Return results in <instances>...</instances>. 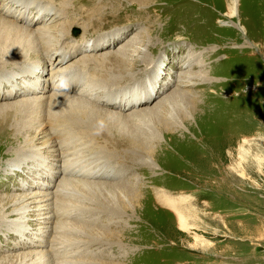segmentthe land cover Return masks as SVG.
Returning a JSON list of instances; mask_svg holds the SVG:
<instances>
[{"label": "rangeland", "instance_id": "rangeland-1", "mask_svg": "<svg viewBox=\"0 0 264 264\" xmlns=\"http://www.w3.org/2000/svg\"><path fill=\"white\" fill-rule=\"evenodd\" d=\"M47 1L54 7H42L37 0H0V5L4 11L16 13L17 20L28 16L32 21V17L45 14V20L34 24L35 28H62L66 22L64 28L67 26L71 34L68 40L72 45L68 50L71 58L56 73L73 79L78 88L101 84L102 80L124 71L128 77L132 71L127 70L134 63H142L137 67L149 71L133 85L115 87L114 93L110 89L92 93L110 92L112 99L126 93L129 99L155 94L150 102L137 108L101 106L126 115L136 111L147 115L142 120L146 134L143 137L152 143L140 150L139 164L137 168L130 166L131 173L125 166L112 164L117 167L113 178L102 168L105 159L99 152L93 155L102 159L101 166L95 169L84 150L73 151L71 169L87 171L83 178L88 181L99 182L100 178L88 175V171L100 170L112 185L139 186L135 193L137 200L129 199L128 191L126 198L122 195L126 204L122 202L121 206L120 194L112 195L111 187L86 193L76 192L78 187L74 184L72 191L79 199L70 197L68 202L90 207L83 210L87 215L78 214L81 218L91 216L92 209L97 207L92 203L96 202L114 205L124 215L121 211L120 217L109 219L102 213V221L89 225L85 222L96 216L85 221L71 220L76 219L74 208L56 209L57 217L67 224L63 229L65 235L55 240L52 231L55 225L51 224V232L44 240L47 247H41L42 239L15 234L18 223L11 219L18 199V203L29 202L25 195L44 192L40 188L41 179L52 180L30 174L28 170L10 172L11 165L18 163L19 156L22 161L32 158L26 144L29 140L34 142L32 139L41 132L44 136L39 135L36 146H32L41 150L37 158L48 157L45 144L50 137L54 138L57 119L74 116L71 127L89 133L90 137L97 115L90 107L77 105L81 97L71 103L62 99L51 101L52 94L47 91L52 90L55 79L50 80L47 66L59 52L52 55L53 61L45 60V67L43 60L35 65L31 62L36 69L45 70L41 77L24 74L27 65L1 71L0 211L5 212H0V264L24 263L25 259L36 257V251L40 250L61 264H264V0H238L239 10L234 17L230 13L233 0H140L138 3L95 0L100 11L106 5V12L118 11L127 17L104 30H96L94 37H90L94 34L91 32L87 39L86 23L64 13L75 11L78 0ZM24 6L28 8L27 15ZM82 6L87 13L89 7ZM54 8L60 12L57 16ZM47 9L52 12L49 14ZM60 15L65 16L61 21L57 20ZM86 17L87 14L85 21ZM117 35L119 39H113ZM99 44L107 46L102 48ZM24 45L25 49L32 46ZM87 47L91 48L86 54L82 50ZM82 100L89 98L83 96ZM89 102L92 104L88 103L89 106H98ZM102 118L111 127L110 138L115 134L125 138L133 135L128 126L118 124L116 119ZM71 138L69 144L81 142ZM101 138L93 141L95 147L106 145L104 136ZM5 140L17 141V147L11 146V142L4 143ZM147 163L152 170L147 168ZM47 189L56 193V188ZM81 193L85 196H80ZM167 200L171 208L165 206ZM181 214L185 219L183 226L178 219ZM24 222L29 225L36 220L28 217ZM72 225L83 232L74 233L70 229ZM88 227L93 228L96 237L84 234Z\"/></svg>", "mask_w": 264, "mask_h": 264}, {"label": "bare ground", "instance_id": "bare-ground-1", "mask_svg": "<svg viewBox=\"0 0 264 264\" xmlns=\"http://www.w3.org/2000/svg\"><path fill=\"white\" fill-rule=\"evenodd\" d=\"M31 1L32 0H30V2ZM37 1L40 2L39 4H41L42 7L49 8V7L53 6L51 4L52 2L51 3L48 1L45 2L46 0L45 1L44 0H37ZM94 1L95 0H78V2H75L76 4L78 3V6L75 7L76 8L75 11H73V12H65L64 11L65 15L71 14L72 19H75V20L82 19L86 23V25L84 24L85 25L84 34H86V37H85L86 39L89 38L91 32L94 33L96 30H97V32L104 30V29H106V27H109L112 24L116 23L117 21L119 22V21L123 20L122 18L127 17L126 15H124V14L122 15V13H119L118 11L106 12L105 11L106 5L104 7V11H102V10L100 11V8L95 5ZM139 1L140 0H130V3H133V2L138 3ZM146 1L147 0H145V2ZM1 2H4V1H1ZM10 3H11V1H10ZM28 3L29 2H27V4ZM34 3H36V2H34ZM46 3H47V5H45ZM82 4L83 5L85 4L89 7L87 13H85L86 8L84 6H82ZM1 6L2 5H0V72L1 71H9L12 67L13 68H19L21 66L27 65L28 68H26V72L24 74H26V73H27V75L39 74L40 77L44 76L45 70L40 69V68L36 69L37 67L31 66L32 63H33V65H35V63H37V62L39 63L42 60L43 61L50 60V62H51L54 60V56L59 52L61 56L57 55L54 62L50 66H47V67H49L48 69L50 72V80L55 79L54 80L55 83H54V85H52V90L47 91V92L50 91L52 94L51 95V101L54 102L57 99H62V100H66L67 102L70 101V103H71V102H73V100L77 99V97H81L83 99V96H87L89 98V100H85V101L82 99L78 100L77 105L78 106H88L91 109H93V111L97 115V118L94 119V124L91 125L92 129L90 130L91 131L90 137L87 136L89 133L75 131V129H73L71 127L75 123L74 116H71L68 119H60V120L57 119L56 122H54L56 125L55 131L52 133L54 138L50 137L49 142L47 144H45L46 145L45 148L48 149L46 151V154L48 155V157L47 156H43V157L39 156V158H37L38 154L41 153V150L32 146V145L36 146V142L39 140V137H40L39 135L44 136V134L41 132L36 138L34 137L32 139V140H34V142L29 140L28 143L26 144L28 146V149H26V151L31 153L34 157L33 156H32V158L30 157L31 159L27 158L28 159L27 160L28 162H27L25 160L22 161V159H21L22 156H19V158L16 160V162H18V163L17 164L13 163L11 165L10 172L14 170V171H18V173H19V172H21V170H24V171L28 170V172L30 174H33V175L39 176V177L41 175V177L49 178L52 180V181L46 182L43 179H41V181H39V183H41L40 188L43 189L44 192L39 193V194L38 193L30 194L29 197L28 196L26 197V195H25V199L28 200L29 202L18 203V200H19L18 199L16 201V204H15L16 209L12 213V215L14 217L11 219V221L18 223L16 225V228H14L15 234H18L21 237L30 234L31 236L34 237V239H42L41 240L42 243L40 245L41 247H47L46 246L47 242L44 240H45V237L49 234V232H51V227H49L51 224L55 225L54 228H52V231L54 232V235H55V237H54L55 240H58L59 238H61L60 237L61 234H62V236L65 235L64 234L65 231H63V229H66L65 225H67V224L65 222H62L57 217L58 211H55L56 209L58 210L59 208H69V207L74 208L75 210H73V211H74V216L76 219H71V220L85 221L86 218L93 219L96 216L97 218H95L94 220L85 222V223H88L89 225L90 224L94 225L93 223H98V221H102V216H103L102 213L109 216V219H111L112 216L120 217L119 215L122 212L124 215V211L119 210V209L117 210L116 209L117 207H115L114 205L110 206V205H108L109 203L107 204V203L96 202V203H92V204L97 205V207L92 209L95 212L92 211L90 213L91 216L88 215V216L81 218L80 216H78V214L81 213L82 215H87L86 214L87 212L85 213V212H83V210L86 211L90 207H88L86 209V207H84V206L76 205L75 202H71V203L68 202V201H70L69 200L70 197H72V199H75V200L79 199L78 197H76L74 195L75 191L76 192L85 191L86 193H91V191H93V190L103 189V188L109 187V189H111V188L114 189V191L111 190V191H113L112 195L120 194L121 206H122V202L124 205L126 204L124 201V197L126 198L128 191L130 193L128 195L129 199H132L134 201L137 200L135 193L137 192L136 190L139 189V186L135 187L132 185H129V186L126 185L125 187H123L122 185H116V184L112 185L108 182V178L105 177L106 175H104V173L99 172L100 170L99 171H91V170L88 171V175L98 176L97 178H100L99 182L88 181L85 178H83L84 177L83 174L84 173L86 174L87 171H77V170L74 171L73 169H71V166H73V165L71 164L70 156L72 157V154L76 150H84L85 153L88 154V160H90L89 164L92 165L93 167H95V169H98L102 164L104 166L102 168H106V170L109 171L108 173L112 174L111 175L112 178L114 177L113 170L115 168H117V167H112L113 165L122 166V168H123V166H125V168L127 167L131 173L133 167L137 168V164H139L138 156L139 155L141 156V153H139V152H141L140 150H144L149 144L152 143V141H147L144 139L146 134L144 132V129H142L143 117H145L147 115L140 114L142 112L139 113L137 111L133 112L132 114L126 115L125 113L123 114V113H116V112L110 111L108 109H105L106 107H101V106H104V105L105 106H117L121 110L137 108V107L143 105L144 103L150 102L155 94L152 96H149V97L146 96L144 98L139 96L138 98L129 99V97H128L129 95H128V93H126V94H124V96H121V98L117 97L115 99H112V98H110V92L109 91H108L109 94L108 93H100V92H97L96 94L92 93L94 91H99V90L104 91L107 89H110V91L112 93H114L116 91L115 87H122L123 85H127V87H129V86L133 85L134 82H136L138 79L142 78L144 73L147 74V72L149 71L146 69V72H145V71H143L144 68H142V67L138 68L137 67L139 65L138 63H134L133 66L127 70V72L130 70L132 71L131 75H129L128 77L125 75V71H124L123 74L115 76L114 78L111 77V78H106V79L102 80V82H100L101 84L96 83L95 84L96 86L93 84L92 85L89 84L88 86L86 85V86H81L78 88L79 84L77 86H75L76 83L73 81V79H68V78L59 76L56 73V72H58V70L62 71V67H64V65H66V62H68V60L71 58V56L68 53V50H70L69 47L72 46V45L68 44L71 41V40L68 41L71 38L70 37L71 34L69 33V30H67L68 29L67 26H66V29L64 28V25L66 22L63 23L64 25L62 26V28H60L61 26L60 27L44 26L43 28H35L34 24H38V23L43 22L45 20V17H46L45 14L42 13L38 17H36V16L32 17L31 18L32 21L30 20V17H28V16L27 17L24 16L23 19L17 20L18 17H17V19H15L16 13L12 14L10 11H4V9ZM24 7L26 8V12L24 14L27 15L28 8H27V6H24ZM143 9H145V8H143ZM51 10L52 9H47V11H49V14H50V12H52ZM230 10H231L230 13H231L232 17L237 15L238 10H239V1L238 0L232 1V5H231ZM54 14H56V16L58 14H60V12H58V9L54 12ZM74 14H77L80 17L75 18ZM86 14H87V17H86V21H85L84 17ZM82 15L84 17H82ZM20 17H21V15H20ZM63 17H65V16L60 15V16H58L59 19H57V20L61 21L63 19ZM68 18H70V17H68ZM55 19H56V17H55ZM70 20H71V18H70ZM97 32H95V33H97ZM95 33L93 35H91L90 37H94L96 35ZM119 37H120V35H117V37H113V39H119ZM66 41H68V42H66ZM25 43H29L32 46L30 48L25 49V48H23V45ZM99 46L104 48L107 45L106 44H103V45L99 44ZM90 48L91 47H87V49L82 50V52L87 54V52L89 51ZM54 50H56V52H54ZM62 54H64V55H62ZM52 55H54V56H52ZM58 57H61V59H58ZM84 58H87V57H84ZM26 62H30V64H26ZM46 63H47L46 61L43 63V67H45ZM141 64L142 63H140V65ZM68 76H70V75H68ZM97 82H99V80ZM111 89L114 91H112ZM85 94H87V95H85ZM100 94L103 95V99H100ZM89 101H93L94 103L98 104V106H96V107L95 106H89V104H88V103H90ZM121 112H123V111H121ZM140 115H141V117H140ZM93 117H95V114ZM102 117H111V118L116 119L118 124L125 125L126 127L128 126V128L130 130H132L131 133L133 135L132 136L128 135L130 137L125 138V137H121V136L115 134L116 135L115 137L110 138L108 135V133H109L108 131H111V127L109 126V124L102 121V119H103ZM80 122H82V121H80ZM130 125H134V126H136V128L133 130L132 128L129 127ZM115 126H117V125H115ZM117 128H118V126H117ZM56 131H61L62 133L61 134H55ZM101 132H104V134ZM71 136L74 138H77V140L81 141V142H79V143L77 142L78 144H72V142H71L69 144V141L72 140ZM100 136H102L101 139H103V136H104L105 141H106V145H104L103 148L98 147V146L95 147V145L93 144V141L98 140L100 138ZM68 138H70V139H68ZM75 140H74V142H75ZM60 141L62 142V144L60 143ZM10 142H11V140H9V141L5 140L4 141V143H8V144H10ZM16 143H17V141H16ZM16 143L11 142L10 145L15 146L14 148H16L17 147ZM99 148L101 149L100 151H98ZM154 149H155V146H154L153 150ZM63 150H64V153H62ZM94 152H99L102 155V159H105V162L100 164L99 162L102 159H99L97 157L94 158L93 157V155H95ZM131 152H133V153L135 152L136 154H133ZM26 163L28 165H25ZM130 166H133V167H130ZM146 166L149 170L150 169L152 170V166L150 165V163H147ZM79 173H82V174H79ZM105 174H107V173H105ZM90 178L96 180L95 177H90ZM102 180H105V181H102ZM56 182H58V184ZM74 184L78 188H75V191H72V187ZM126 187H129V189H126ZM47 188H56V193L52 194L51 192L48 191L49 189H47ZM108 194L110 195L111 192H109ZM73 195H74V197H73ZM80 196L84 197L85 195H82V193H81ZM138 196H139V194H138ZM5 200L6 199H3V202ZM84 200H85V198H84ZM118 203H119V201H118ZM165 206H167L169 208L172 207L171 203L168 200L166 201ZM3 209H5V208H3ZM2 211L3 210H1L0 212H2ZM4 212L5 211H3V213ZM1 217H2V214L0 213V219H1ZM28 217H30V220H36V223L35 224H29V225L26 224L24 222V220L27 219ZM62 217H64V216H62ZM65 219H67V217ZM178 219L181 223V226H183L184 221H185L183 215L182 214L179 215ZM64 221H67V220H64ZM68 223H69V221H68ZM105 224H106V226H109L107 224V222ZM34 226H38V228H35ZM31 227L34 228L35 231H33L31 229ZM71 227L72 228H70V229L76 234L79 232H83V231L78 230L77 229L78 227L76 228L73 225ZM92 229L93 228L88 227L87 231L84 230V234L88 235L89 238H91V236H89V235L96 237V235L94 234L95 232L93 233L94 230H92ZM104 238H106V237H104ZM98 239H100V237ZM93 240H96V239H93ZM92 242L93 241H91L90 243H92ZM66 243H67V241H66ZM54 245H55V243H54ZM57 250H59V249H57ZM57 253H59V252H57ZM35 254H37V255L32 260L25 259L24 260L25 262L20 263V264H56V263L61 264L60 262H58L59 260L57 261V259L55 257L52 258L51 254L49 255V253H44L42 250L36 251ZM39 254H41V255H39ZM65 262L70 263L67 261H65Z\"/></svg>", "mask_w": 264, "mask_h": 264}]
</instances>
